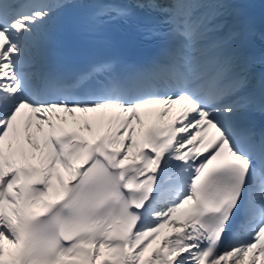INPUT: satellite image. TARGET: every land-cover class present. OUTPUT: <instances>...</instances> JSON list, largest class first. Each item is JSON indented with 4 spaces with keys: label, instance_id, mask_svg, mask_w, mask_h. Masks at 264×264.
Masks as SVG:
<instances>
[{
    "label": "snow or ice",
    "instance_id": "obj_1",
    "mask_svg": "<svg viewBox=\"0 0 264 264\" xmlns=\"http://www.w3.org/2000/svg\"><path fill=\"white\" fill-rule=\"evenodd\" d=\"M67 2L0 0V264H264V132L240 120L226 0H110L97 23L158 13L140 31L164 46L64 72L45 44Z\"/></svg>",
    "mask_w": 264,
    "mask_h": 264
},
{
    "label": "bare ground",
    "instance_id": "obj_2",
    "mask_svg": "<svg viewBox=\"0 0 264 264\" xmlns=\"http://www.w3.org/2000/svg\"><path fill=\"white\" fill-rule=\"evenodd\" d=\"M230 6L227 5V11H224L223 9V12H222V15H224L225 19L223 20V22H220V23H223L224 27H223V30H229L235 22H233L231 20V16L233 13H230V9H229ZM177 226V225H176ZM172 229L173 228V224H169L165 227V229ZM163 229V230H165ZM158 240L160 239V237L157 238Z\"/></svg>",
    "mask_w": 264,
    "mask_h": 264
}]
</instances>
